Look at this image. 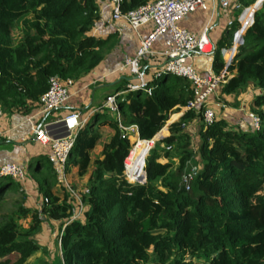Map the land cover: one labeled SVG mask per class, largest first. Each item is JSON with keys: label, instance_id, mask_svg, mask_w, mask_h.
Here are the masks:
<instances>
[{"label": "trees", "instance_id": "1", "mask_svg": "<svg viewBox=\"0 0 264 264\" xmlns=\"http://www.w3.org/2000/svg\"><path fill=\"white\" fill-rule=\"evenodd\" d=\"M102 1L0 0L4 117L27 119L38 112L50 77L78 84L93 81L92 75L117 43L114 34L92 33ZM149 1L153 0H122L121 10ZM255 1L237 0L242 9ZM244 18L249 22V11ZM238 27L235 21L213 43L214 74L223 70L222 50L232 46ZM242 37L226 68V81L209 101L254 87L250 113L259 119L257 129L252 118L250 124L244 118L237 123L214 118L205 126L204 105L199 104L172 121L167 136L154 142L145 158V182L128 183L122 177L123 160L135 141L121 138L119 122L136 125L139 139L151 140L195 98L186 78L150 74L151 94L136 90L117 98L119 121L101 103L77 132L64 169L82 203L77 218L70 220L77 207L75 198L50 154L28 163L40 197L38 207L26 204L23 191L18 198L9 196V188L20 184L0 177V264H264V1ZM145 72L150 73V67ZM125 76L112 94L133 81ZM195 120L197 138H192L186 127ZM42 168L47 174L37 176ZM89 171L85 183L76 181ZM187 175L190 178L184 182ZM27 219L24 227L21 221ZM43 220L55 222L51 246L36 239ZM13 253L17 258L11 261Z\"/></svg>", "mask_w": 264, "mask_h": 264}, {"label": "built area", "instance_id": "2", "mask_svg": "<svg viewBox=\"0 0 264 264\" xmlns=\"http://www.w3.org/2000/svg\"><path fill=\"white\" fill-rule=\"evenodd\" d=\"M264 1V0H263ZM110 10V17L113 21H124L130 32L136 39V50L132 56H124L115 69L116 72L125 73L133 80L126 84V88L118 91L115 94H109L104 97L102 107L116 113L118 121L120 119L117 106V98L128 92L142 90L148 95L151 94V87L148 85L147 78L150 76L145 72L143 60L150 56H157L160 62L156 66L150 67V74L157 77L161 73H170L175 76L186 78L193 89L194 100L189 102L186 108L181 112L194 108L199 104L204 105L202 119L205 126L210 125L215 118L213 109L210 107L209 97L213 94L216 88L226 81L227 66L232 62L236 50L239 47L240 37L244 31L252 25L253 16L251 11L252 5L243 8L238 16L239 27L233 32L232 46L222 52L224 59V68L219 74H211L201 76L195 69L194 58L197 56L212 58L214 46L209 37L211 22L218 8L229 9L230 0H153L149 1L137 8L122 12V0H106ZM235 9H240L239 3L234 5ZM210 9V14L199 33H193L183 27H180L179 22L189 13L196 10L207 11ZM249 11L250 20L245 25L242 21L245 13ZM148 27V31L142 35L141 29ZM241 31L238 39L236 37ZM166 38L162 42V50L156 52L153 50L155 42L162 36ZM101 79H96L91 82V85H99ZM74 82L70 79L62 81L57 77H50L48 80L47 90L39 98V110L34 115L28 117L26 122L29 124L31 138L33 141L48 146L50 152L55 159L62 179L71 194L75 198L76 208L72 211L70 220L79 216L82 211V203L79 196L71 189V185L66 182L64 173L65 164L74 146L77 132L86 124L88 117H82L77 111H71L58 119H46L45 121L37 122L42 116L46 117L49 113L55 112L62 108L70 97V89ZM223 106V104H222ZM3 116V110L0 107V119ZM253 120V125L257 129L259 119L253 114H250ZM43 118V119H44ZM121 130V138H134V146L128 152V155L123 160L124 171L122 177L128 183L145 182V158L142 160V165L135 174L136 178L130 180L128 178L127 160L140 141L152 142V146L148 148L147 153L153 147L154 143L151 140H140L136 125L123 126L119 122ZM166 129V134H167ZM3 131H0V136ZM166 134H161L166 137ZM161 140V139H160ZM0 177H9L20 184L23 188L27 172L25 167L15 163L0 164ZM190 178L187 175L183 178L186 182ZM87 192V191H86ZM46 201V200H45Z\"/></svg>", "mask_w": 264, "mask_h": 264}, {"label": "crops", "instance_id": "3", "mask_svg": "<svg viewBox=\"0 0 264 264\" xmlns=\"http://www.w3.org/2000/svg\"><path fill=\"white\" fill-rule=\"evenodd\" d=\"M237 3V0H230L229 9L224 10L218 8L216 11L209 31V37L212 43H216V41L221 38L223 31L235 21H237L238 18L233 19L231 17L233 10H239L234 8V5ZM209 14L210 9L207 11L196 10L195 12L186 15L179 22V25L180 27H183L193 33H199L203 28ZM237 16H239V14ZM148 29V27H143L141 29V34L144 35ZM92 33L100 37H106L109 34H114L117 36V43L115 47L105 56L101 65L99 66V69L95 71V74L92 75L94 76L93 80L101 79L99 81V85H91V81H88L90 80L89 78L87 80L88 82H83L81 84L74 83L73 87L70 89V97L68 98L67 102L62 108L50 113L48 119H58L64 116L69 110H74L80 106H82L83 109L88 107L90 104L92 105V97L94 95V91H92L93 89L106 86L112 91V88H115V85L118 84L122 76L126 75L125 77L130 80L127 74L116 72L115 69L118 67L124 56H132L135 53L136 39L124 21H113L111 19L110 10L107 6L106 0H103L100 5V18ZM240 34L241 31L238 32L236 40ZM165 38L166 35L160 37L155 42L153 46L154 51L159 52L162 50V42ZM223 51L224 50H222V52ZM145 61H147L146 64L144 62L145 67L156 66L160 62L159 58L153 55L148 57ZM193 61L196 71L201 76L214 74L212 69V58L197 56ZM111 91L108 90L107 93L102 96L103 99L105 96L114 93ZM256 93L257 90L254 87L247 86V89L243 94L233 95L234 97L231 98H229V96H224V98L220 97L221 100L217 102H211L210 107L214 111L215 118H224L229 123H237L239 122L240 118H244L246 120L245 123L250 124V105L251 100ZM102 101H98V105L101 104ZM221 103H224L223 106ZM91 105L88 110L83 109L82 111L77 112L81 114L82 117H88L89 119L98 106ZM223 111L226 113L222 114ZM175 117L176 115L173 116V119ZM242 127L245 128L246 125H242ZM186 130L192 138H197V121L195 120L191 124H188ZM0 131H3L2 135L0 136V164L15 163L22 165L25 167L27 172L28 163L31 158L44 154H50L49 156H52L48 146H43L32 140L29 124L26 122V119H23L22 117L17 115H13L9 118L3 116L0 119ZM108 136L109 133L104 137V139H102V143L106 141V137ZM101 149L102 144L100 143L94 151V154H98ZM29 176L30 177L26 178L23 188L18 186L17 191L21 190L26 194V204L28 206L38 207L40 197L37 196L38 194L36 193V182L34 181L31 174ZM49 223H52V227L55 224V222L51 221H49Z\"/></svg>", "mask_w": 264, "mask_h": 264}, {"label": "rangeland", "instance_id": "4", "mask_svg": "<svg viewBox=\"0 0 264 264\" xmlns=\"http://www.w3.org/2000/svg\"><path fill=\"white\" fill-rule=\"evenodd\" d=\"M240 10H242V9H239V10H233V12L231 13V17L233 18V19H237L238 18V14L240 13ZM242 21H243V23L246 25L248 22L246 21V19L243 17V19H242ZM13 35L14 36H16V37H18V31L16 30V29H14L13 30ZM147 75L149 76L150 75V73L148 72L147 73ZM111 91V89H108V87H100V88H97V89H93L92 91H94V95H93V97H92V99H93V104L91 105V106H96V105H98V101H102V100H104L103 99V95L105 94V93H107V91ZM112 91L114 92L115 91V88L113 89L112 88ZM111 91V92H112ZM246 91V87H243V89L239 92V93H237V94H243L244 92ZM237 94H231V95H228L229 96V98H231V97H234L233 95H237ZM103 102V101H102ZM90 105L88 106V107H90ZM231 107V106H230ZM85 110L87 109V108H84ZM106 113H110L109 111L108 112H106ZM223 113H226V112H222V114ZM172 119V118H171ZM166 124H167V122H166ZM165 124V125H166ZM164 125V126H165ZM106 132H108V130L106 129ZM167 135V134H166ZM102 139H104V138H102ZM101 144H103L102 143V141H101ZM10 150V149H9ZM99 150V149H98ZM147 155H148V153H147ZM147 155H146V157H147ZM145 157V158H146ZM166 161V159H162V162H165ZM29 168H27V175H28V177H30L29 175L31 174V171L30 170H28ZM72 171V173H74L75 172V168H73V170H71ZM37 173V176H45L46 174H47V172H46V170H44L43 168L41 169V170H38V171H36ZM89 174H90V171L83 177V178H81V179H77L76 181H80L81 180V182L82 183H85L86 182V180H87V178H88V176H89ZM32 175V174H31ZM72 180V178L69 176H67L66 177V182L67 183H69L70 184V181ZM61 181H63L64 182V184H65V181L62 179V176H61ZM34 184V183H33ZM71 184H72V182H71ZM10 190H8V194H9V196H11V197H13V198H18V195H19V191H17L18 190V187L16 186V185H12V187H10L9 188ZM21 191V190H20ZM37 196H39V195H37ZM39 198V197H38ZM44 217H41V219H43ZM21 224L24 226V227H26L27 225H28V219L27 220H25V221H21ZM52 223L50 224L49 223V221H47V220H43V222H42V225H41V228H40V230H39V233L37 234V236H36V239L38 240V242L39 243H41V244H49L50 246H51V244H52V242L54 241L53 239H54V228H52ZM40 254H38V256H39ZM9 258H10V260L11 261H14L16 258H17V254H15V253H13V254H11L10 256H9Z\"/></svg>", "mask_w": 264, "mask_h": 264}, {"label": "bare ground", "instance_id": "5", "mask_svg": "<svg viewBox=\"0 0 264 264\" xmlns=\"http://www.w3.org/2000/svg\"><path fill=\"white\" fill-rule=\"evenodd\" d=\"M152 146V142H144L140 141L134 149L132 150L129 159L127 160V166H128V178L130 180H134L136 178L135 174L139 170L140 166L142 165V160L147 155V150L149 147ZM143 150V155H141V151Z\"/></svg>", "mask_w": 264, "mask_h": 264}, {"label": "water", "instance_id": "6", "mask_svg": "<svg viewBox=\"0 0 264 264\" xmlns=\"http://www.w3.org/2000/svg\"><path fill=\"white\" fill-rule=\"evenodd\" d=\"M262 2H263V0H256L255 1V3L250 7L251 8V11H252V16L254 17V12L257 10V9H259L260 8V6H261V4H262ZM243 43V37L241 36L240 37V42H239V44L241 45ZM239 45V46H240ZM235 49H237V48H235ZM181 114H176V117L173 119H170L168 122H167V124L151 139V141H153V143L155 142V141H158V140H160V139H162V138H164V136H162L161 134H162V131L163 130H166L167 128H168V126H169V124L172 122V121H174L175 119H177L179 116H180ZM146 177V176H145Z\"/></svg>", "mask_w": 264, "mask_h": 264}]
</instances>
